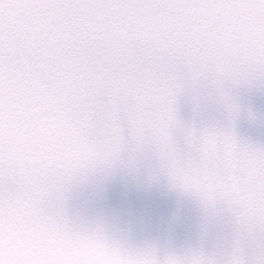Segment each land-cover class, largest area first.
<instances>
[{
	"label": "snow or ice",
	"instance_id": "6c2138e0",
	"mask_svg": "<svg viewBox=\"0 0 264 264\" xmlns=\"http://www.w3.org/2000/svg\"><path fill=\"white\" fill-rule=\"evenodd\" d=\"M253 86L264 91V0H0V264H98L69 255L88 247L264 264V142L231 120L180 127L175 108L182 92L226 101ZM82 174L100 196L119 174L190 197L228 234L211 255L134 247L68 210Z\"/></svg>",
	"mask_w": 264,
	"mask_h": 264
},
{
	"label": "water",
	"instance_id": "95a60500",
	"mask_svg": "<svg viewBox=\"0 0 264 264\" xmlns=\"http://www.w3.org/2000/svg\"><path fill=\"white\" fill-rule=\"evenodd\" d=\"M233 105L231 114L225 105ZM180 127H199L209 122L224 124L231 120L237 135L264 142V91L257 87L234 89L227 100L209 101L193 92H182L175 105ZM70 212L93 217L125 233L134 247L154 245L160 253H190L202 249L207 255L217 252V244L229 231L220 219H210L208 211L190 197L163 188L150 193L135 191L126 177L117 174L104 186L102 196L90 186L88 175L73 183L66 194ZM15 231L21 229L15 227ZM50 247H65L63 241L50 238ZM242 254V253H241ZM77 260L87 257L98 264H146L142 253L115 248L88 247L69 253ZM222 258L233 259V249L222 251Z\"/></svg>",
	"mask_w": 264,
	"mask_h": 264
}]
</instances>
